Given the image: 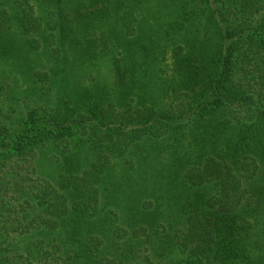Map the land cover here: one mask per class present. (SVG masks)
Masks as SVG:
<instances>
[{
    "label": "trees",
    "instance_id": "obj_1",
    "mask_svg": "<svg viewBox=\"0 0 264 264\" xmlns=\"http://www.w3.org/2000/svg\"><path fill=\"white\" fill-rule=\"evenodd\" d=\"M0 264H264V0H0Z\"/></svg>",
    "mask_w": 264,
    "mask_h": 264
}]
</instances>
